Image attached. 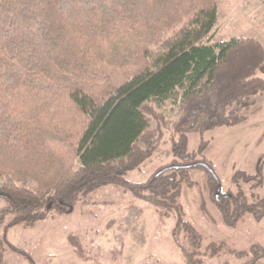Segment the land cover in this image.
I'll use <instances>...</instances> for the list:
<instances>
[{
	"label": "trees",
	"instance_id": "trees-1",
	"mask_svg": "<svg viewBox=\"0 0 264 264\" xmlns=\"http://www.w3.org/2000/svg\"><path fill=\"white\" fill-rule=\"evenodd\" d=\"M218 22V0H0V264L8 250L35 264L10 242L11 228L70 214L108 185L174 213L175 235L184 232L192 248L183 250L187 264L200 263L203 236L180 197L195 185L194 170L214 189L221 182L205 156L209 142L190 151L188 133L246 121L264 92V45L253 37L206 43ZM180 93V115L168 121L157 106ZM168 124L174 160L166 166L174 167L127 179ZM252 181L263 182L262 163L233 176L238 186ZM215 201L229 225L247 213L264 218V199L250 203L241 189ZM251 251V264L264 257L260 245Z\"/></svg>",
	"mask_w": 264,
	"mask_h": 264
},
{
	"label": "rangeland",
	"instance_id": "rangeland-1",
	"mask_svg": "<svg viewBox=\"0 0 264 264\" xmlns=\"http://www.w3.org/2000/svg\"><path fill=\"white\" fill-rule=\"evenodd\" d=\"M219 22L206 43L253 37L264 45V0H218ZM264 78V75H262ZM166 100L157 110L168 121L180 115L182 94ZM257 111L235 126L217 127L204 133H188L189 150H198L202 138L209 142L205 156L212 162L221 188L210 185L204 170H194L193 187L185 186L180 201L185 219L202 234L199 264H251L253 245L264 248V218L243 215L229 225L215 197L241 189L250 203L264 199V92L257 97ZM158 126L153 121L152 128ZM163 138L153 156L127 174L132 182H143L174 160L171 124L163 125ZM202 135V136H201ZM263 167V182H233L236 171L255 174ZM167 167V166H166ZM7 206L0 199V211ZM175 214L164 215L149 202L123 189L108 185L92 192L70 214L51 212L34 225L21 223L8 232L14 245L29 252L35 264H187L184 249L192 250L184 232L175 235ZM212 243L223 244L219 254L208 252ZM237 252H247L238 256ZM6 264H30L17 252L5 253ZM253 264H264V257Z\"/></svg>",
	"mask_w": 264,
	"mask_h": 264
},
{
	"label": "water",
	"instance_id": "water-1",
	"mask_svg": "<svg viewBox=\"0 0 264 264\" xmlns=\"http://www.w3.org/2000/svg\"><path fill=\"white\" fill-rule=\"evenodd\" d=\"M173 167H174V166L166 167V168H164L163 170H161V172L166 171V170H168V169H170V168H173ZM177 167H178V166H177ZM220 188H221V185H219L218 192L220 191Z\"/></svg>",
	"mask_w": 264,
	"mask_h": 264
}]
</instances>
